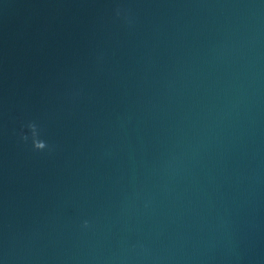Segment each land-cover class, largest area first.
Here are the masks:
<instances>
[{"label": "water", "instance_id": "95a60500", "mask_svg": "<svg viewBox=\"0 0 264 264\" xmlns=\"http://www.w3.org/2000/svg\"><path fill=\"white\" fill-rule=\"evenodd\" d=\"M0 264H264V0H0Z\"/></svg>", "mask_w": 264, "mask_h": 264}, {"label": "clouds", "instance_id": "9594fccd", "mask_svg": "<svg viewBox=\"0 0 264 264\" xmlns=\"http://www.w3.org/2000/svg\"><path fill=\"white\" fill-rule=\"evenodd\" d=\"M114 15L117 19H122L125 23H131V19L129 13L126 9L117 6L114 10ZM98 60L102 59V57H97ZM79 95L78 92L72 93V98L74 99ZM25 129L27 131L25 132ZM42 128L35 121H27L22 124L21 129L19 131L18 138L21 143L27 144L30 142L31 149L36 152H43L47 150L48 152L52 151V146H50L46 140L41 138ZM81 227L87 229L89 227V221L84 220L81 223Z\"/></svg>", "mask_w": 264, "mask_h": 264}]
</instances>
